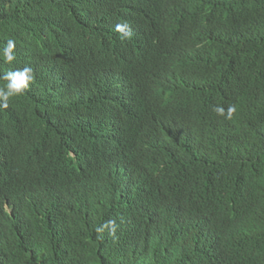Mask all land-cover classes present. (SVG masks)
Instances as JSON below:
<instances>
[{"label":"trees","instance_id":"trees-1","mask_svg":"<svg viewBox=\"0 0 264 264\" xmlns=\"http://www.w3.org/2000/svg\"><path fill=\"white\" fill-rule=\"evenodd\" d=\"M132 3L0 0V87L33 50L45 69L39 39L109 55L0 108L23 154L0 167V264H264V0ZM123 19L134 50L105 36Z\"/></svg>","mask_w":264,"mask_h":264},{"label":"clouds","instance_id":"clouds-1","mask_svg":"<svg viewBox=\"0 0 264 264\" xmlns=\"http://www.w3.org/2000/svg\"><path fill=\"white\" fill-rule=\"evenodd\" d=\"M123 3V0H118ZM149 0H132L133 6H138V8H134V10L139 8H144ZM111 30L105 32L106 38L111 41L120 42L121 48L123 50H134L137 46L136 37L133 35V28L130 26L128 20H118V21H110ZM130 41L125 43H121L120 39L130 38ZM93 45L87 48V51L84 55L85 63H100L102 64L105 61L109 60V55L106 54L105 51H100L98 53L97 49L99 45H102L104 48L108 45V43H102L99 37L94 36L92 38ZM33 47L38 49L41 48L42 44H47L49 46L47 50V54L43 56L42 62L46 64L44 70L40 72H36L34 67L32 66L33 54L35 50L26 54L23 62L18 66L10 67L11 71L6 72L4 69L1 73L4 75L3 79L7 81L3 87H0V108H7L9 106L10 98L21 95L23 92L26 93L31 88H38L50 96L55 95V90H57L56 84L58 83V79L55 78L54 72L57 70L67 69L68 71H73L74 69L79 73L83 65L79 62H71L64 63L63 59V44H68L69 42L62 41L61 39L53 38L51 36L49 39H39L37 40ZM15 41L12 39L7 40V45L2 50H0V56L4 58V60L8 63L14 60L13 49L15 48ZM96 53V56H92V54ZM53 73V74H52ZM80 78V76H79ZM86 85H92L93 82L89 81V79H82ZM56 87V88H55ZM64 90L70 89V87L62 88ZM213 111L221 117L230 120L233 114L236 111L234 105H229L227 109L222 105H216L213 107ZM99 111L96 110L93 114L94 118L98 117ZM16 132L14 128H11L9 131L0 128V167L10 158L16 156L19 161L23 156L21 150L19 149V141L12 140L11 142L7 141V136ZM109 224L113 225V231L115 228V222L109 221ZM101 229H97L100 231Z\"/></svg>","mask_w":264,"mask_h":264},{"label":"bare ground","instance_id":"bare-ground-1","mask_svg":"<svg viewBox=\"0 0 264 264\" xmlns=\"http://www.w3.org/2000/svg\"><path fill=\"white\" fill-rule=\"evenodd\" d=\"M100 127H101V125H100ZM106 128H107V126H106ZM159 151V150H158ZM155 153V152H154ZM188 168V167H187Z\"/></svg>","mask_w":264,"mask_h":264}]
</instances>
